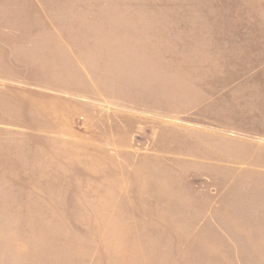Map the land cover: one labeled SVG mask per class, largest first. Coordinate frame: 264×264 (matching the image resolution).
I'll list each match as a JSON object with an SVG mask.
<instances>
[{"label": "rangeland", "instance_id": "obj_1", "mask_svg": "<svg viewBox=\"0 0 264 264\" xmlns=\"http://www.w3.org/2000/svg\"><path fill=\"white\" fill-rule=\"evenodd\" d=\"M262 31L264 0H0V264H264V161L216 164L236 116L201 107ZM69 46L87 111L43 92Z\"/></svg>", "mask_w": 264, "mask_h": 264}, {"label": "crops", "instance_id": "obj_2", "mask_svg": "<svg viewBox=\"0 0 264 264\" xmlns=\"http://www.w3.org/2000/svg\"><path fill=\"white\" fill-rule=\"evenodd\" d=\"M237 32H239L238 28L230 29L231 35ZM241 32L249 34L253 31L247 28V30ZM245 38L239 42L240 49L237 47L240 53L232 52L230 54L231 72L226 80L227 82L222 83V88L212 94L201 105L203 107L210 106L213 103L220 104V100L224 99L226 105L230 107V110L236 116L231 126L220 128L219 134L224 138L222 145L226 148L222 150L223 155L216 159V164L234 169L254 166L256 160L264 161V39H250V35ZM57 39V44H54L63 47L62 41L58 37ZM231 43L235 42L231 41ZM68 50L66 49L68 55L66 68L69 65L70 85L65 88H58L57 80L60 77H57L52 80L53 82L46 83L45 86L47 87L42 89L46 95L52 98H58L63 102H67V104L69 102L79 104L85 108L84 111H87L90 108V61L87 62L80 58L72 46H69ZM237 55L242 60H247V63L240 64V66L236 65L234 60L238 58ZM250 60H253L254 64H249ZM2 62H5V60ZM219 63V61L216 62V64ZM54 70L55 73L59 71L55 66ZM41 71L45 72L46 70ZM216 77L217 81L215 83L218 87L221 76L217 74ZM62 81H64V77ZM43 82L45 81L42 80V85ZM85 87L88 88V91H85ZM72 109L71 112L78 111L77 108ZM55 112L65 115L70 113L68 106L65 105ZM226 151L228 155L225 154ZM263 166L264 164L261 167Z\"/></svg>", "mask_w": 264, "mask_h": 264}]
</instances>
